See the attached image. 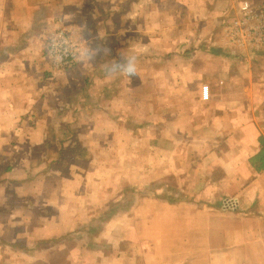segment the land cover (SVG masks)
Returning <instances> with one entry per match:
<instances>
[{
    "label": "crops",
    "instance_id": "crops-1",
    "mask_svg": "<svg viewBox=\"0 0 264 264\" xmlns=\"http://www.w3.org/2000/svg\"><path fill=\"white\" fill-rule=\"evenodd\" d=\"M64 2L0 0V264H264V87L236 83L264 36L234 24L243 0ZM57 28L80 42L71 67L48 57ZM75 123L98 163L31 175L71 138L48 126Z\"/></svg>",
    "mask_w": 264,
    "mask_h": 264
},
{
    "label": "rangeland",
    "instance_id": "rangeland-1",
    "mask_svg": "<svg viewBox=\"0 0 264 264\" xmlns=\"http://www.w3.org/2000/svg\"><path fill=\"white\" fill-rule=\"evenodd\" d=\"M65 2L64 3H68L69 2V0H64ZM259 1L260 0H254V2H253V4H255V3H259ZM67 6L68 5H66L65 4V6H64V8L66 7L67 8ZM253 8H254V6H252ZM60 11V10H59ZM63 13V12H62ZM61 13V14H62ZM171 15V14H170ZM243 15V14H242ZM211 16H213V14H211L210 15V17ZM227 17V16H226ZM169 18L170 19H177L176 17H175V14L173 13L172 14V16L171 17H168V20H169ZM243 16L239 19V21H237V27H239V25H241V24H243V23H246V25H249V26H255V24H258V23H260V21H258V19L256 18V17H251V19L250 20H247V21H245V22H243ZM235 23V22H234ZM244 29V28H243ZM234 30V29H233ZM216 32V31H215ZM245 34H247V36H250L253 32H251V30L250 29H247V31H243ZM261 36H264V30L261 32ZM175 44V47H176V49H179V48H182V50L184 51V53H185V51H187V52H189V50L187 49V50H185V46H179V44H176V43H174ZM157 46H159V45H157ZM172 47H174V45H172L171 46V48ZM170 48V49H171ZM180 50V49H179ZM224 54H225V52H224ZM176 62H178L177 64L179 65V64H181V62H182V64L183 63H188L187 62V60H182V59H177L176 60ZM241 62H243L244 64L245 63H247V61H246V59H242L241 60ZM250 62V61H249ZM259 65H260V67H259ZM250 66H251V70H252V74H249V76L248 77H246V76H243V75H241L240 77V79H237V81L238 82H236L237 84H239L240 86L239 87H260V85L262 86V87H264V75H263V77H259V73L261 72V74L263 73V70H264V65H263V60H260L259 58L258 59H255V60H251V62H250ZM243 67V66H242ZM249 70H250V67H249ZM255 70H259L260 72L259 73H257V74H254V72H255ZM251 81V82H250ZM256 84V85H255ZM140 88V87H139ZM66 89H68L69 90V88H66ZM82 89H84V90H82V91H79L78 93H76V94H78L77 96H76V98H77V101H80V103L82 104L83 102H85V101H87L89 98H90V96L91 95H93L92 96V100H88V102L91 104V105H94V106H91L92 108H93V114L95 115V114H97L98 112H99V108H98V106H96L97 105V103H98V101H95V98L97 97V87H92L91 89H89V87H82ZM141 89H144L145 90V92L146 93H144V95H145V97L148 95H150L149 94V87H142ZM137 93H139V92H137ZM73 94V93H72ZM79 103V104H80ZM99 104V103H98ZM139 110H140V115L142 116V115H144V113H145V108H143L142 106L139 108ZM143 111V112H142ZM83 112H84V110H83ZM83 112H80L79 111V113H78V111H77V113L80 115L81 113H83ZM95 112V113H94ZM125 114H128L129 115V113L131 112L130 111V109H129V111H128V109L125 107V110L123 111ZM77 115V114H76ZM81 116V118H77V119H79V120H83V121H86V119H85V116H84V118H82L83 116L82 115H80ZM79 124V123H78ZM82 125V123H80L79 125H77V123H75V124H59V125H49L48 126V131H49V135H52L53 134V132L54 133H57V128H60V129H66L67 130V133H66V135L67 136H69V137H71V138H68V139H66V138H64L63 136H62V134H64L65 132L63 131V132H61V131H59V132H61L60 133V138H61V140H60V143L57 141L56 142V144L54 145V151H55V153H54V156H51V154H52V152H50V153H48V154H45V155H42V162L39 164V165H42V166H40V167H34L33 169L32 168H29V170L32 172V174L31 175H35V176H37V175H39V174H42V176H44L42 179H51L52 178V174H51V172L50 173H48V172H46V171H49V170H53V171H55L56 169H57V166L58 165H60V167L61 168H63V169H61V173H65L66 172V174H73V175H76V172H80L81 170H84L85 168H89V167H91V166H94L96 163H98V161L96 160V157L94 156V155H92L91 154V156L89 157H87V158H89V159H87V162L85 163V162H83V161H80L79 160V157L77 156V154H79V150L81 149V151L83 152V149L81 148V138H79V127ZM94 126V129L95 130H97V129H99L98 127H96L95 125H93ZM73 127L75 128V130H76V132H75V130L73 131ZM66 139V140H65ZM65 142V143H64ZM64 145L66 146L67 145V147L65 148L64 147ZM68 145H69V148H68ZM71 147H74V148H71ZM59 149V150H58ZM61 149H62V151H64V154H62V151H61ZM65 149V150H64ZM67 149H69V150H71V152L70 151H67ZM75 151V152H74ZM84 153V152H83ZM56 154V155H55ZM85 155V154H84ZM33 156H31V158H32ZM31 162H33V161H31ZM59 162V163H58ZM25 165L26 166H28V163H25ZM31 165V164H30ZM54 166V168L53 169H51L52 167ZM64 166V167H63ZM46 170V171H45ZM90 172V171H89ZM113 175V176H111L112 178H113V180H108L110 183H115V185H113L111 188H112V193H111V195L113 194V196L115 195V193H116V191L118 190V186L121 184V182L119 183V181H122L121 179L120 180H118L117 181V179H119L118 177H117V175H115V172H113V173H108V176L109 175ZM115 175V176H114ZM123 175V177H125L124 179H126V180H128V179H130L129 177H128V175H129V173H127V172H122L121 174H120V176H122ZM19 174L18 175H16L15 177L16 178H19ZM71 176V175H70ZM62 178H63V175L61 176ZM28 180L31 178H29L28 176L26 177ZM66 178H70L68 175L66 176ZM104 178H107V176L104 174V173H102L100 176H99V179L98 180H95L94 182H92L91 181V183L93 184V183H95V185L98 183V181H100V180H103ZM38 179V178H37ZM41 179V178H40ZM32 180V179H31ZM125 181V180H124ZM111 184V185H112ZM5 189V188H4ZM4 189H2L1 191H4ZM71 189V188H70ZM6 191V190H5ZM141 192V191H140ZM135 197V196H134ZM121 198H125L124 200H125V202L127 201V197H125V196H123L122 195V191H121V194H120V199ZM119 199V200H120ZM110 208V206L108 205L107 206V209H109Z\"/></svg>",
    "mask_w": 264,
    "mask_h": 264
},
{
    "label": "built area",
    "instance_id": "built-area-1",
    "mask_svg": "<svg viewBox=\"0 0 264 264\" xmlns=\"http://www.w3.org/2000/svg\"><path fill=\"white\" fill-rule=\"evenodd\" d=\"M252 4V3H251ZM249 0H243L242 12H243V22L250 20L251 17H256L260 23L255 24V26H248L244 28L250 29L251 37L254 36L256 40H259L261 32L264 30V8L257 5V8H253ZM235 25L238 23L235 22ZM81 46L79 40L73 36L69 31L62 28L55 29L48 41L47 54L50 60L54 63L56 67H71L77 63L78 56L80 54ZM229 207H233L228 205Z\"/></svg>",
    "mask_w": 264,
    "mask_h": 264
},
{
    "label": "trees",
    "instance_id": "trees-1",
    "mask_svg": "<svg viewBox=\"0 0 264 264\" xmlns=\"http://www.w3.org/2000/svg\"><path fill=\"white\" fill-rule=\"evenodd\" d=\"M257 157L261 160V163L259 165V168H261L262 166H264V154L258 155Z\"/></svg>",
    "mask_w": 264,
    "mask_h": 264
}]
</instances>
